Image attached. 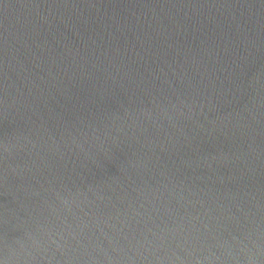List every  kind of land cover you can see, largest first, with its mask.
<instances>
[{
    "label": "water",
    "instance_id": "95a60500",
    "mask_svg": "<svg viewBox=\"0 0 264 264\" xmlns=\"http://www.w3.org/2000/svg\"><path fill=\"white\" fill-rule=\"evenodd\" d=\"M0 264H264V0H0Z\"/></svg>",
    "mask_w": 264,
    "mask_h": 264
}]
</instances>
